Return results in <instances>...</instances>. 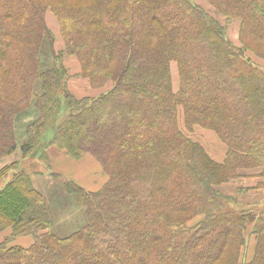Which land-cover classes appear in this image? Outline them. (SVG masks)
<instances>
[{"label": "trees", "instance_id": "trees-1", "mask_svg": "<svg viewBox=\"0 0 264 264\" xmlns=\"http://www.w3.org/2000/svg\"><path fill=\"white\" fill-rule=\"evenodd\" d=\"M207 1L227 24L241 20L242 47L192 0H0V157L17 150L14 118L31 107L41 117L21 150L34 153L63 94L76 114L59 128L58 146L75 159L93 155L108 175L93 192L52 173L59 183L49 197L26 173L15 175L0 191V238L11 230L0 264H264V207L236 206L219 188L257 170L255 188L264 190V68L248 56L264 59V0ZM49 9L65 41L60 53ZM46 40L54 62L42 70ZM66 54L78 57L92 86H115L77 99ZM197 125L227 145L224 162L192 139ZM74 203L78 214L64 227ZM20 237L33 242L19 246Z\"/></svg>", "mask_w": 264, "mask_h": 264}, {"label": "rangeland", "instance_id": "rangeland-1", "mask_svg": "<svg viewBox=\"0 0 264 264\" xmlns=\"http://www.w3.org/2000/svg\"><path fill=\"white\" fill-rule=\"evenodd\" d=\"M192 1L195 5L200 6L205 11H207L210 15H212L213 17L218 19L222 24L227 25L226 36H227V38L231 44H234L235 26L238 25V21H240V29H239L240 45H236V44L235 45L238 47H242V45H241L242 43H241V39H240V30H241L242 22L240 19H235V20L231 21L229 24H227V19L225 17H223L222 15H220L217 12V10L207 0H192ZM48 15H50L51 17H53L56 20V22L59 26V29L52 28L48 24V19H47ZM45 19H46V23H47L49 29L52 31V33L54 34V37H55L54 50L56 51V53H60V52L65 51V41L62 37L60 23H59V20L57 19L56 15L54 14V12L52 10L49 9L46 12ZM234 22H235V25H234ZM248 56L251 57L252 60L255 63H257V65H259V67L264 68V59H261L260 57L256 56L254 53L252 54V52H250V51H248ZM68 57H73L75 63L80 65V71L75 72L74 68L70 65H69V67H67L66 60ZM53 62H54V59H53L52 48H51L50 43L46 40L44 47H43V50H42V54H41L42 70H46V69L52 67ZM64 65H65V67L68 71V74H69L68 90L72 95H74L79 100H82V99H85L88 97L89 98H98L101 95L108 93L115 86L114 81H109L108 83H106L105 85H103L101 87L92 86L90 80L87 77L83 76L82 64H81V62L77 56L66 54V56L64 57ZM171 68H172L171 72H172L173 90L175 93H177L180 90V76L178 73V66L175 62H173ZM73 74H76V75H73ZM37 87H38V89L41 88V81H38ZM60 100L62 102V107H61L59 114L55 117L53 122H50V120H49L47 122V124L43 127V129H44L43 135L44 136L42 135L43 136L42 141L39 142L37 148L35 149V151H33L34 153L30 154L28 157H24V154L21 150V147L24 143H26L29 140L30 137H32V136L34 137V134H31L30 133L31 131L29 132L28 128L34 126L33 123H35L37 120L40 119L41 113H40V111L36 110L35 107H31V108H28L26 111L20 113L19 115L15 116L14 123L16 125L15 135H16L17 150L11 155L0 157V170L8 167V169H6V172L4 173V175L2 176V178L0 180V191L5 188V186L12 180V178L15 175H17L18 173H22V172H24L28 176H30V178L32 180V184L39 191H41L46 197L50 196V191L53 187V184L55 186L59 183L58 180H55V179L52 180L51 179V174L54 173V170L56 171V168L58 169V167H59L58 163L60 164V161L58 162V159H60L61 156H63V155L60 156V154H65V155H67V154L65 153L64 149H61L58 146L59 143L56 142V139H57V137L59 138V136H60V130L61 129H59V128H61V126L63 124L65 125L66 122H68V119L72 115L76 114V112L68 105V102L66 101L63 94L60 96ZM178 122H179L180 128L185 132L187 129L185 126L184 112H183L182 107H180L179 111H178ZM195 127L192 131L194 134L192 135L191 134L192 132H191L190 135L194 141L200 143L198 141L200 138L197 140L198 135L200 136V133H196V131L194 132ZM212 131H214V130H212ZM209 134H211L212 136L207 137L203 147L206 148V151L210 152L212 155H215L216 156V157L214 156L215 158H218L219 153L222 152V148L225 147L226 145L223 143V141H221L219 139L220 137L218 136L219 137L218 138L217 136H215V134L213 132H210ZM216 135H218V134L216 133ZM202 136L203 135L201 134V137ZM215 137H217V138H215ZM44 153H48L52 157L53 164L51 166H50V161H48V159L45 158V156H43ZM227 153H228V148H227ZM87 156H89V153L85 154L80 159H75V158H72L69 156L68 157L72 160L80 161L82 159L84 160ZM56 159H57V161H56ZM99 164L102 167L101 168L103 170L102 173H104V175L106 177H108V175L104 171L102 164L100 162H99ZM67 166H69V165H67ZM82 169L87 170L88 174L94 172V169L90 166L89 167H83ZM82 169L80 168V170H82ZM245 172H247V170ZM63 178L66 179V177H63ZM67 179H70V178H67ZM92 179H93V177H92ZM105 181H106V178H105ZM107 182H108V179L105 183H107ZM88 184H89V182H88ZM104 185H103V187H105ZM248 191L249 190H241V191H238L237 194H233V195L227 194V193L226 194L230 197H235L237 200V203L239 204L236 206H240L241 208L245 207L246 209H250V208L254 209L255 206L264 207V193H258L260 191H258V192L254 191V193L251 194L250 196L249 195L246 196ZM74 205H76V204L74 203L73 208H70L71 212L69 214L66 213L65 215H63L62 219L60 220L61 224L64 227H66V224L67 225L72 224L71 221L75 219L74 213L78 214ZM59 206H63V199L62 198L59 199ZM81 217H83L82 212H81ZM65 218H69V220L66 221ZM197 221H198V219L193 220L190 223V226L191 227L194 226L197 223ZM6 233H8V235H9L11 233V230L6 231L2 235V237L0 238V243L5 240L6 236H8V235H6ZM21 238L22 239L31 238L32 242H33L32 237H20L19 239H21ZM254 238L255 237H253V236L249 237V242L252 240L250 247L248 248L246 246L243 250L242 257L244 258L245 262L250 261L253 257V254H254L253 251H254V247L256 244V241ZM15 244L25 247L24 245L19 243L18 240L15 242ZM30 245H27L26 247H29Z\"/></svg>", "mask_w": 264, "mask_h": 264}, {"label": "crops", "instance_id": "crops-1", "mask_svg": "<svg viewBox=\"0 0 264 264\" xmlns=\"http://www.w3.org/2000/svg\"><path fill=\"white\" fill-rule=\"evenodd\" d=\"M47 19H48V24L52 28L59 29V26L53 17L48 15ZM234 25H235V22H234ZM239 29H240V21H238V25L235 26L234 44H236V45H240ZM66 65H67V67H69V65L72 66L74 68L75 72L80 71V65L75 63L73 57L67 58ZM76 74H73V75H76ZM195 131H196V133H200V136L198 135L197 140L200 138L198 141L202 145L205 144V140L207 139V137L212 136L211 134H209L210 132H213L215 134V136L218 137V135H216L215 131L202 128L201 126H196L194 132ZM191 134L193 135L194 133L192 132ZM201 134L203 135L202 137H201ZM217 137H215V138H217ZM227 148H228L227 145L222 148V152L219 153L218 158H215L216 157L215 155H212L208 151L207 152L210 154V156L214 160H216V162L218 161L219 163H222V162H224V160L227 156ZM61 155H63V156H61ZM60 156H61V158L58 159V162L60 161V164L58 163L59 167H58V169L56 168V171L54 170V173H58V174L62 175V177L70 178L71 180L76 182L78 185L84 187L88 191H93V192L99 191L100 189L103 188V185L106 184L105 182L107 181L108 177H106L104 175V173H102L103 172V170L101 169L102 167L100 166L99 162L92 155L89 154V156H87L84 160L82 159L80 161L72 160L65 154H60ZM56 161H57V159H56ZM67 165H69V166H67ZM89 166L94 169L93 173L88 174L87 170L82 169L83 167H89ZM80 168L82 170H80ZM246 174H247V177H243L241 179L232 181L228 184L221 185L219 187L220 190L222 189L221 191H223V193H225V194L227 193V194H232V195L237 194L238 191H241V190H249L247 192L246 196L247 195L250 196L251 194L254 193V191H256V192L260 191L258 193H264V190L255 188L257 186L259 180H260L259 177L257 176L258 171L257 170L247 171ZM92 177L94 180L92 179ZM105 178H106V181H105ZM88 182H89V184H88ZM6 235H8V233H6ZM18 242L26 247L27 245L32 244V239L31 238H26V239H22V238L19 239L18 238Z\"/></svg>", "mask_w": 264, "mask_h": 264}]
</instances>
